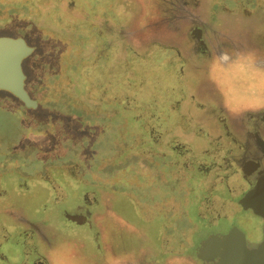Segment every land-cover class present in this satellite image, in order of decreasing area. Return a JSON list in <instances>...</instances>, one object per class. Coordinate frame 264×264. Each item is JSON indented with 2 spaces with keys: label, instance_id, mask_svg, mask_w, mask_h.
Wrapping results in <instances>:
<instances>
[{
  "label": "rangeland",
  "instance_id": "1",
  "mask_svg": "<svg viewBox=\"0 0 264 264\" xmlns=\"http://www.w3.org/2000/svg\"><path fill=\"white\" fill-rule=\"evenodd\" d=\"M23 1L0 0V37L22 38L27 43L32 53L22 61L25 81L41 78L47 89L37 103L24 85L29 97L37 101L35 107H26L15 95L0 90V225L4 220L28 225V213L39 207V200L28 204L19 198L28 188L33 190V198L46 197L49 203L52 195L67 193L96 197L104 208L114 200L120 207L117 212L114 203L95 214L97 220L104 217L114 227L106 240L114 248L109 263L185 264L153 255L146 233L154 230V221L145 220L154 216L160 223L165 222L166 214L173 219L188 216L198 201L199 184L227 166L220 141L208 139H216V101H230L227 112L235 130L252 109L246 104L264 101L240 106L234 102L244 99L237 92L242 84L248 96L257 91L256 67L264 66L260 35L264 0H75L78 11H52L50 20L60 28L72 30L69 20L79 22L85 17L91 22L88 26L105 31L106 45L101 46L98 31L89 34L97 55L78 68L85 98L97 105H85L74 96L65 76L66 64L78 49L63 36L33 24L27 27L30 15L8 16L10 8ZM26 2L31 11V0ZM194 28L204 36L206 58L193 52L192 43L185 46ZM84 32L88 34L90 29ZM116 32L123 40L128 37L141 43L147 50L142 53L145 58L122 53V64L116 63V47L109 46ZM175 49L180 61L175 59ZM236 53L251 57L245 54V63H240ZM219 74L224 77L216 82ZM192 120L203 122L205 128L196 129ZM201 137L204 142L197 146ZM233 185L229 184L232 195L241 196L245 187L234 189ZM233 196L222 208L206 212L201 201V216L237 211ZM72 200L69 198L66 207L76 206L77 201ZM40 201V206L47 203ZM61 208L54 207L53 217L60 228H67L58 215ZM46 233L38 229L43 255L38 254L45 264H62L61 256L70 259L68 243H75L60 241L57 245Z\"/></svg>",
  "mask_w": 264,
  "mask_h": 264
},
{
  "label": "flooded vegetation",
  "instance_id": "2",
  "mask_svg": "<svg viewBox=\"0 0 264 264\" xmlns=\"http://www.w3.org/2000/svg\"><path fill=\"white\" fill-rule=\"evenodd\" d=\"M197 30L198 28H194L191 31V41L186 40L185 46L190 47V43H192L193 52L195 53L196 51L198 56L206 58L209 53L205 47L204 36L201 32H196ZM260 35L264 39L263 29L260 30ZM262 46V52H264V44ZM245 54L241 55V59L238 56L239 54L236 53V56L240 58V63H245L243 60L247 55ZM262 62L264 64V57ZM237 65L239 64L237 63ZM256 68L259 76L255 85L257 91L248 96L243 91L246 85L238 86V96L244 97L243 100L234 101L239 106L250 101L264 99V66ZM223 77L220 74L216 76V82H220ZM254 93L258 97L255 98L253 96ZM222 95L224 94L222 93ZM229 102L216 101L214 108L216 140L220 141L223 152L227 156V166L224 168L225 173H222V179L214 180V182H220L224 186L227 197L233 196L229 184H234V189L245 187V191L241 196H233L239 208L237 211L222 213L218 218H216V213L206 218L201 216L200 211H195V216L182 214L179 218L175 217L174 219L166 214L165 222L161 220L158 223L156 219L159 217L152 216L150 220H145V222L152 224V221H154V230L146 233L148 242L152 251H154V256L160 254L163 259L168 258L178 263L184 261L185 264H217L219 257H216V243L203 254H200L199 249L204 247L205 241L209 237H217L224 244L228 232L235 227L244 234L248 248H255L263 244L264 220L251 207L244 209L239 200L257 182L264 178V101L252 105L246 104L247 108L251 106L252 109L246 111L244 114L246 117L237 130L232 125V121L230 124V115L227 112L230 107ZM28 189L27 194L19 198H22L23 201L25 199L28 204L36 203L38 200H46L47 203L40 206L38 201L36 204L39 206L38 210H30L32 214L28 213L30 216L28 225H21L14 220L3 221L4 225H0V264H45L42 257L38 254L39 252L43 255L40 249L38 229L39 231H47L46 237L55 241L57 245L60 241H73L75 243H68V249L72 252V255L68 253L70 259L66 258V260L61 256L59 260L62 264H111L107 258L112 256V253L114 254V248L112 247L113 245L109 244V240L108 242L106 240L107 237L111 238L110 231L114 227L111 226L110 228L104 217L101 221L97 220L95 214L102 209L108 210L106 208L113 206L114 203V211L117 212V209L120 208L118 201L110 200L109 203H106L107 207L104 208L103 205L98 204L96 197H94V200L92 197L87 198L86 195H71L67 193L62 196L52 195V202L49 203L50 199L47 200L46 197L38 198L35 196L33 198V190ZM52 191L53 193L55 192L54 190ZM20 193L22 192L20 191ZM71 196L74 198H71ZM79 196L81 197L79 198ZM69 198L70 200L73 199L72 202L77 201L76 206L72 209L66 207L68 206L66 203ZM57 206L62 207L58 215H61L63 224L67 228H60L57 218L53 217L54 207ZM120 206L123 208L122 204ZM122 211L124 212V210ZM128 219L133 220L131 215ZM187 223L188 226H186ZM173 224L176 225L175 229H173ZM2 227L5 233L2 232ZM167 228L170 232L167 231ZM174 231L178 232L179 235L178 233L173 235ZM91 237L94 245H92ZM41 238L44 240L43 235ZM74 248L79 251H74ZM81 249L85 253H82ZM163 259L159 260L162 262Z\"/></svg>",
  "mask_w": 264,
  "mask_h": 264
},
{
  "label": "trees",
  "instance_id": "3",
  "mask_svg": "<svg viewBox=\"0 0 264 264\" xmlns=\"http://www.w3.org/2000/svg\"><path fill=\"white\" fill-rule=\"evenodd\" d=\"M27 1V0H26ZM24 2L21 4V6L19 7H11L8 13V16L10 18L14 17L15 15L18 14H24V15H30V19H29V24L27 27H29L31 24H33L36 28L44 30L46 33H54L57 34L59 36H63L64 38H67L70 45H72L71 47L74 48V46L78 49V53L77 55H74V53L72 52V56H70V60L67 62L66 64V69H65V76L67 77V79L70 82L71 85V93H73L74 96H77L79 98L80 101H82L85 105H97V104H92V102L90 100H87L83 94V89L82 87H84L83 85V77L81 76V74L79 73V66L81 63L91 60L93 59L94 56L97 55V51L98 48L94 45L91 44V42L89 41L90 33L95 32L96 30L98 32L95 33H99V37L101 38V43L99 44L101 45H106V41H107V36H105V38L103 39V35L102 32L104 33L105 31L103 30V27L100 28V26H96L95 28H92L88 25L91 24V22H89L85 17L80 20L79 22H77L76 20H69L71 23H73V28L72 30H67L65 28H60L58 27L56 24H54L51 20H50V14L52 11H58L59 9L61 11H63L64 13H70L74 12V11H78L79 8H77V3L75 2V0H64V1H60L58 3V1L56 0H51L50 4L48 3L49 0H31L32 3V7L33 9H31V11L28 8V5L26 4L27 2ZM46 1L48 3V7L46 5ZM22 2V1H21ZM71 16V15H68ZM87 28L90 29V32L87 34L86 32H84V29L86 30ZM93 29V30H91ZM100 31V32H99ZM105 34V33H104ZM107 34L109 35L110 33L107 32ZM22 35V34H21ZM106 35V34H105ZM129 35H132V32L129 31ZM114 40L111 39V41L109 42V46L112 47H116V51H117V56L115 57V62L116 63H121L122 61L120 60L119 56L122 53H128L129 56L134 57L136 56H140L142 58H145V56L142 55V53H144L145 51H147L146 49H144V47L142 45H140L141 43H139L138 41L136 42V44L134 43V40H129L128 37L125 38V40H123L122 35L119 36L117 35V32L114 35ZM89 37V38H88ZM109 38V37H108ZM98 44V43H96ZM98 46V45H97ZM165 46V45H163ZM178 50L175 49L174 51V55L175 59L177 61H180L179 57H180V53H177ZM38 57V56H37ZM72 57V58H71ZM137 57V58H138ZM181 63H182V59H181ZM35 77V76H34ZM27 79V78H26ZM38 82H40V84H38ZM38 82L36 79L32 78L31 80H24V85L26 87L29 88L30 91V95H34L33 98L36 97V101L35 102L39 103L42 101L43 96H41V92H45V90L47 89L46 85H42V83L44 82L41 78H38ZM42 82V83H41ZM33 87V89L31 88V86ZM20 100V99H19ZM26 107H28L22 100H20ZM193 123L192 126H195L196 129H204L205 127L203 126V122H197L195 120H192ZM195 121V122H194ZM171 139H174L175 137L170 135ZM211 141H216L217 140L215 138H211V136H209L208 138ZM185 141V140H184ZM198 141V142H197ZM186 142V141H185ZM204 139H202V137L198 140H196V145L200 146V144H203ZM166 143V141H165ZM191 143H195V142H189V144ZM166 147V146H164ZM210 151V150H209ZM207 151V152H209ZM102 153V152H101ZM100 153V155L102 156V154ZM99 155V156H100ZM99 156L95 157L97 158V161L99 160ZM219 171H221V173L214 174L211 179H209L208 182L206 181H202L199 184V190H200V194L198 196V201L195 204V207L193 206L191 208V210H188V215L191 216H195V211H199L198 207L201 204V201H203V205H204V209L205 212L208 209H216V206H218L219 208L223 207V204L229 200L230 197H227L226 192L224 191V186L221 185L220 182H214V180H217V176L225 173L224 169H220ZM216 173V170H215ZM219 179V180H220ZM98 195L101 197V195L98 193ZM216 198V199H215ZM210 215H207L206 218H209L211 215V213H209ZM222 213H217L216 212V218H218L219 216H221Z\"/></svg>",
  "mask_w": 264,
  "mask_h": 264
},
{
  "label": "water",
  "instance_id": "4",
  "mask_svg": "<svg viewBox=\"0 0 264 264\" xmlns=\"http://www.w3.org/2000/svg\"><path fill=\"white\" fill-rule=\"evenodd\" d=\"M31 53L32 49L22 38L0 37V90L8 91L27 106L35 107L36 103L24 88L25 76L22 70L23 59ZM263 180L248 190L239 203L244 209L251 207L264 220ZM226 238L224 244L217 237L207 238L204 247L199 249L200 254L210 250L216 243V257H219L217 264H264V241L258 247L248 248L244 234L236 227L228 232Z\"/></svg>",
  "mask_w": 264,
  "mask_h": 264
}]
</instances>
